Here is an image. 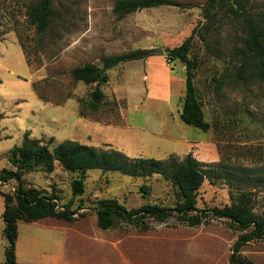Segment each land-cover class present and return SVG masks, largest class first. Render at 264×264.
Instances as JSON below:
<instances>
[{"label":"rangeland","instance_id":"374dc122","mask_svg":"<svg viewBox=\"0 0 264 264\" xmlns=\"http://www.w3.org/2000/svg\"><path fill=\"white\" fill-rule=\"evenodd\" d=\"M35 1L0 0V174L16 169L11 151L22 144L26 132L30 138L45 142L54 138L52 149L71 139L119 150L129 157L164 160L171 154L184 157L192 152L199 161L234 174L237 168L264 174V83L224 79L234 72L236 48L243 46L245 34L237 18L218 9L219 22L206 34L207 40L199 34L193 40L190 56L197 57L200 64L195 83L211 124L204 132L181 120L185 92L169 99L163 61L168 65L165 72L175 71L186 78L184 64L170 61L167 49L180 46L196 28L205 31L208 0H175L183 6L144 9L123 18L114 11L119 0H55L54 24L43 35L36 33L27 16L28 5ZM227 1L235 5V0ZM240 1L251 17L264 16V0ZM161 47L164 55L150 54ZM138 49L151 51L146 58L155 60L147 66L138 60L111 69L109 82L101 86L103 103L97 111L91 110L88 105L97 85L75 81L72 69L86 63L101 64L102 57ZM221 78L223 83L218 82ZM114 87L120 88L119 94ZM81 101L87 106L82 108ZM82 176L55 164L50 173L38 168L26 174L24 184L41 194L56 195L60 209H64L73 199L72 180ZM84 178L85 193L73 199L72 209L77 212L75 216L85 214L79 221L86 237L72 236L67 247V256L78 264L122 263L119 250L98 239L117 243L122 250L163 238L168 241L156 240L144 253L133 255L138 264H207L212 256L205 254V246L210 248L214 243L221 244L224 264L232 250L229 244L238 238L239 233L224 219L189 227L173 218L163 224L152 223L149 232L123 221H117L113 230L101 229L96 215L100 200L117 199L128 209L147 203L174 206L179 197L177 188L161 175L131 177L95 169ZM234 181L232 177H222L215 184L207 180L199 191V207L232 204ZM143 185L147 186L146 193ZM16 186L17 182L11 180L1 185L0 191L14 193ZM247 189L256 194V211L262 213L264 186L250 184ZM4 209L5 199L0 194V264L5 260L7 244ZM63 223L75 222L53 217L21 221L17 240L20 261L40 264L61 249L60 235L54 227ZM168 243L172 247L190 246L188 262L186 251H175ZM257 243L255 262L264 264V241Z\"/></svg>","mask_w":264,"mask_h":264},{"label":"trees","instance_id":"16d2710c","mask_svg":"<svg viewBox=\"0 0 264 264\" xmlns=\"http://www.w3.org/2000/svg\"><path fill=\"white\" fill-rule=\"evenodd\" d=\"M55 0H37L28 5L27 16L36 33L43 35L49 32L54 24L56 13L53 7ZM235 5L237 7H235ZM229 3L227 0H208L204 8L208 24L205 31L194 29L192 34L177 47L167 49L170 61H180L186 68L185 97L180 115L181 120L197 129L208 132L211 124L207 121L203 103L195 83L196 71L199 68L197 57H191L193 40L196 34L206 41L209 32L213 31L219 22V10H226L240 21V27L245 36L242 47L236 48L237 62L234 72L224 76L237 83H264V16L253 18L245 10L240 0ZM161 6L183 5L175 0H119L114 11L121 18L144 9ZM151 51L138 49L101 58V64L86 63L72 69L71 75L75 81L87 85L96 84L91 93V110L97 111L103 103L105 94L101 86L109 82L108 72L121 64L144 59ZM223 83V78L218 79ZM87 106L81 101V107ZM54 138L49 142L44 139L30 138L28 132L20 146L12 149V163L15 170H4L0 174V186L11 180L17 182L14 193L0 194L5 199V209L2 218L5 223L6 239L5 260L3 264H18L17 240L19 237V222H35L45 218H56L64 222H76L85 217L72 209L73 199L85 193L84 175L90 170L119 171L131 177L150 178L161 175L177 188L178 201L174 206L147 203L138 208L128 209L117 199H102L97 204V225L101 229L113 230L117 221H123L142 232L153 229L152 223L163 224L175 218L179 224L189 227H199L210 219H224L232 230L239 233L232 246L229 256L230 264H256L243 255V249L251 242L264 241V211H256V194L247 189L251 184L264 186V174L254 175L244 168L235 169L236 173L227 169L216 168V165L199 161L193 153L184 157L171 154L167 159L129 157L119 150H106L103 147L89 146L75 140H65L55 148H51ZM59 164L65 171L80 172L83 176L71 182L73 199L60 209L56 195L41 194L24 184L26 174L46 168L48 173ZM235 179L233 185L236 193H232V204L223 207L215 206L202 209L198 205V195L201 187L209 180L215 184L220 178ZM143 193L147 186L141 187Z\"/></svg>","mask_w":264,"mask_h":264},{"label":"crops","instance_id":"0c3cea01","mask_svg":"<svg viewBox=\"0 0 264 264\" xmlns=\"http://www.w3.org/2000/svg\"><path fill=\"white\" fill-rule=\"evenodd\" d=\"M139 60L143 61V63L147 66V63L151 64V61H154L155 59H154V57H148V58L139 59ZM134 61H138V60H134ZM130 62H132V61H130ZM159 62H162V61H159ZM163 64H164L163 71H164L166 79H167L166 90L168 93V97L170 99L171 96H174V95L178 96L181 93H183V91L185 92V79L181 78L180 76H177L175 74V71H170L172 74L171 73L168 74L167 72H165V70L167 71L168 65L164 61H163ZM148 80H150L149 76H148ZM119 89H120L119 87H114L113 91L116 92V94H119L120 93ZM187 154H189V153H187ZM74 224L63 223V224H57V226L54 227V229L57 230L59 235H60L58 238L60 240L59 245H60L61 249L56 250L53 254H49L47 259L43 263L40 262V264H78L75 261L73 262L71 259H69V256H67L68 243L70 240H72V238H73L72 236H74V235L81 234L84 237H86V236H85V231L80 229V225H81L80 221H76ZM78 224H79V226H77ZM156 240H164L166 242L168 241V239H166V238L154 239V240L150 241L149 244H147V243L135 244L134 247H132L130 249L123 248L122 250L120 249L119 244H117V243L109 242V241H106L103 239H98V242L103 243L106 246L112 245L114 247V249H118L120 252V257L122 259L121 264H138L137 260L135 258H133V255L135 256V255L139 254L138 253L139 251H142L144 253L145 251H147L151 247V245ZM235 241L233 243L229 244V246H233ZM170 242H172V240H170ZM220 245H221L220 243H214V245L210 246V248L205 246L206 247L205 254L207 253L208 257L212 256V258H207L208 259L207 261L209 262L207 264H222V258L223 257H222ZM257 245H258L257 242H251L248 245H246L243 249V255L252 259L254 262H255V257H258L257 255L259 254V252L257 250L258 249ZM189 247L190 246L187 245L185 248V246L183 244L182 245L177 244L175 246L173 245V247L171 246V248L175 251L176 250H180V251L183 250V253H184V251H186L187 254H186L185 260H187V262H188V252L191 251ZM250 247L253 249H256V251L249 250ZM143 253H142V255H143ZM230 254H231V252H230ZM230 254L227 253V256L228 255L230 256ZM45 256H46V254H43L41 257L45 258ZM229 256L227 257L226 262L224 264H230ZM17 258H18V264H37V263H34L32 260L29 261L28 259L27 260L25 259L21 262L19 259V255H18V245H17ZM255 263L257 264V262H255Z\"/></svg>","mask_w":264,"mask_h":264},{"label":"water","instance_id":"95a60500","mask_svg":"<svg viewBox=\"0 0 264 264\" xmlns=\"http://www.w3.org/2000/svg\"><path fill=\"white\" fill-rule=\"evenodd\" d=\"M151 54H155V55H164L165 54V50L161 47L155 51H152Z\"/></svg>","mask_w":264,"mask_h":264}]
</instances>
